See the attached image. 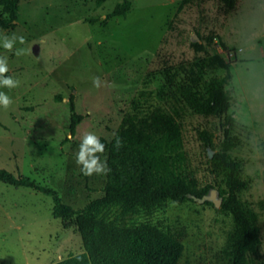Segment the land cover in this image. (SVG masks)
Masks as SVG:
<instances>
[{"label": "rangeland", "instance_id": "rangeland-1", "mask_svg": "<svg viewBox=\"0 0 264 264\" xmlns=\"http://www.w3.org/2000/svg\"><path fill=\"white\" fill-rule=\"evenodd\" d=\"M18 0L14 27L0 36L23 37L12 50L0 47L19 84L0 85L10 105L0 106V169L53 189L61 201L82 209L103 196L107 172L85 176L76 154L83 136L104 144L97 153L108 163L106 146L124 115L168 108L161 96L165 75L194 77L206 95L226 73L235 120L230 139L224 116L186 109L181 125L184 151L198 189L210 186L223 203L227 189L211 156L224 152L240 166L238 199L255 226V248L244 264H264V0H237L224 13L222 0ZM117 4H128L111 16ZM0 18L7 14L0 6ZM17 49H22L16 54ZM93 77L101 86L95 87ZM81 116L70 134V108ZM210 136L204 145L198 133ZM112 218L127 224L150 220L181 233L178 264H230L235 226L229 214L194 200L168 202L150 217ZM85 253L72 223L52 217V199L0 182V264H53Z\"/></svg>", "mask_w": 264, "mask_h": 264}, {"label": "trees", "instance_id": "trees-1", "mask_svg": "<svg viewBox=\"0 0 264 264\" xmlns=\"http://www.w3.org/2000/svg\"><path fill=\"white\" fill-rule=\"evenodd\" d=\"M104 1L97 0V4ZM188 1L183 0L179 8ZM222 2L224 13H229L237 0ZM0 6L7 14V18H0V29L13 28L18 0H0ZM127 10L128 4H117L111 16L123 15ZM229 80L228 73L221 79H213L206 95H202L194 77L176 82L173 75L166 74L161 96L167 101L168 108L157 106L142 115L135 111L123 116L106 146L109 170L104 194L82 209L64 204L55 190L41 186L29 177L0 169L1 183L50 197L52 217L75 226L85 253L53 264H178L184 250L181 233H171L150 220L127 224L122 219L112 218V211L120 210L122 215L142 213L150 217L168 202L184 204L209 194L211 187L198 189L197 180L189 169L181 125L177 120L186 109L201 116H224L223 136L230 139L235 120L228 114L231 97L225 86ZM69 108V131L74 135L81 116L74 111L72 98ZM198 136L204 145H209L207 132H199ZM117 138L119 147L115 146ZM211 164L223 174L227 195L220 207L230 215L236 228L230 264H244L246 254L255 248L256 230L252 217L238 199L240 166L224 152L214 153ZM203 204L213 205L209 201Z\"/></svg>", "mask_w": 264, "mask_h": 264}, {"label": "clouds", "instance_id": "clouds-1", "mask_svg": "<svg viewBox=\"0 0 264 264\" xmlns=\"http://www.w3.org/2000/svg\"><path fill=\"white\" fill-rule=\"evenodd\" d=\"M17 40H19L20 43L24 42L23 37H17L15 35H12L11 37L0 36V47L12 50ZM21 51L23 50L17 49L16 54H20ZM7 71V57L0 56V85L8 88H14L19 84V81L14 80L11 76H4L3 74ZM93 84L95 87H100V78L93 77ZM10 103V98L3 92H0V106L7 108ZM115 146H120V140L118 138ZM103 152L104 144L100 141L96 134L90 132L83 136L79 145V151L76 154V162L78 165H82L80 170L85 176H91L93 173L102 174L109 170L107 168L106 161H102L100 156L97 155V153Z\"/></svg>", "mask_w": 264, "mask_h": 264}, {"label": "water", "instance_id": "water-1", "mask_svg": "<svg viewBox=\"0 0 264 264\" xmlns=\"http://www.w3.org/2000/svg\"><path fill=\"white\" fill-rule=\"evenodd\" d=\"M195 200H197L198 202L200 203H204V201H209L211 202L216 208H218L220 206V202L219 201H216L215 198H214V192H210L208 195L200 198V199H196L194 198Z\"/></svg>", "mask_w": 264, "mask_h": 264}]
</instances>
